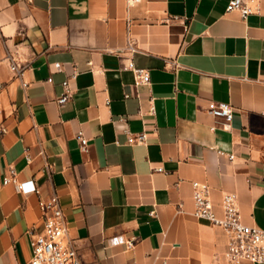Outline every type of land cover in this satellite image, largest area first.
Returning a JSON list of instances; mask_svg holds the SVG:
<instances>
[{"label":"crops","instance_id":"crops-1","mask_svg":"<svg viewBox=\"0 0 264 264\" xmlns=\"http://www.w3.org/2000/svg\"><path fill=\"white\" fill-rule=\"evenodd\" d=\"M245 1L246 18L230 0H0V264H25L44 227L10 168L59 195L84 264H230L228 233L194 214L195 180L219 215L235 192L264 228V0ZM212 100L233 104L230 124Z\"/></svg>","mask_w":264,"mask_h":264},{"label":"built area","instance_id":"built-area-1","mask_svg":"<svg viewBox=\"0 0 264 264\" xmlns=\"http://www.w3.org/2000/svg\"><path fill=\"white\" fill-rule=\"evenodd\" d=\"M258 5L245 0H230L227 11L239 10L242 17L258 11ZM5 60L11 69L19 76L24 73L25 67L13 56H7ZM60 68L61 64L56 63ZM127 68L133 70L135 83L150 84L151 77L148 69L139 67L131 60ZM64 92L58 97V102L64 104L71 97L69 81L64 83ZM210 112L221 118L225 124H230L234 118L235 108L231 102L212 100L208 106ZM153 109V108H152ZM79 139L83 147H86L88 138L79 132ZM147 139L146 132L136 134L130 133V142H142ZM231 159L234 154L229 155ZM30 158V157H29ZM47 169H50L48 164ZM157 170L162 171V167ZM14 182L22 192H35L39 195V206L44 218V227L40 232L30 231L32 235L31 246L32 256L25 264H84L79 256L78 250L73 241L67 237L68 227L64 218L59 195L52 192L44 197L40 187L33 179L18 181L14 168H10V175L4 178V183ZM193 184V198L195 203L194 214L206 218L213 224L219 225L228 233L229 241L225 258L230 264H240L243 260L252 263H264V228L256 225H249L243 221L240 211L238 196L235 192H226L222 198L223 213L219 215L210 197L209 185L205 182L195 180ZM113 243L124 242L120 236L112 238ZM134 240H128L133 245Z\"/></svg>","mask_w":264,"mask_h":264}]
</instances>
